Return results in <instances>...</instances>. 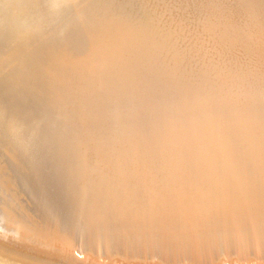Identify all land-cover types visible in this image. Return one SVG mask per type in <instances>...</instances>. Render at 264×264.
Returning <instances> with one entry per match:
<instances>
[{
  "label": "rangeland",
  "instance_id": "374dc122",
  "mask_svg": "<svg viewBox=\"0 0 264 264\" xmlns=\"http://www.w3.org/2000/svg\"><path fill=\"white\" fill-rule=\"evenodd\" d=\"M39 2L38 26L0 16V82L20 132L18 144L0 136L15 189L0 182V257L264 264V0ZM107 114L137 155L101 143ZM99 149L129 191L99 184ZM21 161L35 173L24 176L31 196L14 186Z\"/></svg>",
  "mask_w": 264,
  "mask_h": 264
},
{
  "label": "bare ground",
  "instance_id": "6f19581e",
  "mask_svg": "<svg viewBox=\"0 0 264 264\" xmlns=\"http://www.w3.org/2000/svg\"><path fill=\"white\" fill-rule=\"evenodd\" d=\"M27 1H28V3H27ZM27 1L26 0H0V16L6 15L7 17H12L11 20L14 21V22L16 21V18H18L21 21L20 29H22L24 27H27V25L32 26V27L38 26V20H37L36 16L39 15L40 12L38 13V11H36V10H38L40 8V6H41L40 4L41 3L40 2L38 4L37 3H30V1H32V0H27ZM25 4H27L26 7L24 8L25 11L21 15H19L17 13V11L20 9L21 6H23ZM43 9H44V7H43ZM46 10H48V9H46ZM47 13H50V11H47ZM100 13H101V10H100ZM100 13H98V14H100ZM37 17H39V16H37ZM2 21L3 20H1V17H0V32L3 29V26L1 24ZM121 24L122 25H118V27H121V26L125 25L123 23H121ZM40 25H41V22H40ZM124 27H126V26H124ZM113 28L112 27L108 28V33H109V35L111 37H114L115 34H116L115 33L116 30L113 29ZM76 30L78 32H80V28H77ZM125 32H129V30L126 29ZM122 33H124V32H122ZM52 34H54V33H52ZM57 36H58V34H57ZM59 36L61 37L60 33H59ZM50 38L52 39V36L49 37V39ZM53 42H55V40ZM60 42H61V40H60ZM51 43H52V41H51ZM127 44H129L128 47H130V43H127ZM131 44H132V42H131ZM65 45H67V43ZM132 45H133V47H132ZM132 45H131V47H132L131 50H132V52L134 51L133 53H135L137 50H139V46L140 45H138V44H136V45L132 44ZM64 51L66 52L67 49H64ZM33 66H34V64H33ZM29 70L33 72L32 64H31ZM139 72H141V71H139ZM29 83H30L29 80L25 81V84L28 85ZM3 85H4V83L0 82V116L3 117L4 119H9L10 122L14 121L15 123H10V122L6 121L8 123V125H7V124H5V121H4V125H6L8 127V130H6L5 133H0V136H7L9 138V140L16 142L17 141L16 133L17 134L20 133V132H18L19 128L16 127L18 125V119L15 118V115H17V108H15L16 97L13 94L9 93L10 91ZM52 93L54 94V90L52 91ZM73 101H74L75 104H77V103L80 104L81 107H79V108H82L83 104L84 105L86 104L84 102H83V104L80 103L81 100L78 97H75L73 99ZM226 106L228 107V104H226ZM79 108L75 107L76 110L72 112L73 114H71V112L69 111V113H70L69 121L70 122L71 121H75V119L72 120V116H75V117L79 116V113H80L79 112ZM207 114H209V113H207ZM131 116H133V114ZM127 117H129V116L127 115ZM99 120H101V122L103 124L106 123L108 126L111 125L110 128L108 127L103 132H101V136H102L101 138L102 139L100 141H101L102 144L109 145L115 151H117L120 154H123L125 156H128V157H134L135 155H137L136 151H134L133 149H132V151L126 149L125 142H124L125 137L124 136H119V134H117V131L114 129V128H116L115 125L113 124L114 121L112 123L111 118H109V114H107V115H105L103 117L101 116L99 118ZM71 126H72V124H71ZM137 136H140V133H138ZM67 141H70V140H68V136H67ZM90 141H91V139L89 140V142ZM70 142L75 144V141L73 140V142H72V139H71ZM16 143L18 144V142H16ZM110 155L111 154L108 153V151H105L103 149H99V150H96V151H91V155L90 156H93L92 159H93V162H94V164L96 166V171H97V174H98L99 184H101L103 187H105V192H112V191H115V190H117V191H129L127 187H123L122 188V187H118L117 186L116 181L118 179V175H117L118 173L114 169V165L116 163L113 161V159H112V157ZM17 157H18L17 154H15V153L11 154L10 157H9L10 162L11 161L15 162V159L16 160L18 159ZM150 157L151 158L156 157V153L155 152H150ZM19 163H20V167H22V168H21V170H18V169L14 168L15 175L17 176V179L14 180V186L17 189L23 190L24 194L26 196H31L32 194L35 193L37 186L33 187L32 185H30L31 183L27 182L24 179V176L28 175V174H31V172H33V171L31 169H29V168H26L27 165H28V162L21 161ZM25 165H26V167H25ZM23 168H25L26 170H22ZM5 172H6V170L3 172L2 169L0 168V182L3 183L2 184L3 185V189L4 190L9 189L8 188L9 184L11 185L10 188L14 189L12 184L10 182H7V181H9V178H10L9 177V171H7L6 173ZM31 175H35V173H33ZM31 178H33V177H31ZM37 178H34V179H37ZM34 179H32V180H34ZM34 181H36V180H34ZM37 181H38V179H37ZM31 182H33V181H31ZM35 184H37V183L35 182ZM6 193L7 192H5V194ZM12 193H13V191H12ZM5 197H6L7 200L8 199L10 200V194H7ZM11 198H12V196H11ZM117 199L120 200L119 198H117ZM117 199H114V200L116 201Z\"/></svg>",
  "mask_w": 264,
  "mask_h": 264
},
{
  "label": "water",
  "instance_id": "95a60500",
  "mask_svg": "<svg viewBox=\"0 0 264 264\" xmlns=\"http://www.w3.org/2000/svg\"><path fill=\"white\" fill-rule=\"evenodd\" d=\"M0 264H17L0 257Z\"/></svg>",
  "mask_w": 264,
  "mask_h": 264
}]
</instances>
